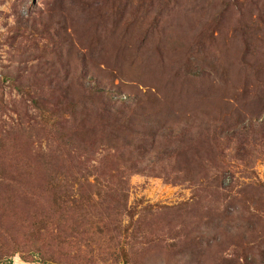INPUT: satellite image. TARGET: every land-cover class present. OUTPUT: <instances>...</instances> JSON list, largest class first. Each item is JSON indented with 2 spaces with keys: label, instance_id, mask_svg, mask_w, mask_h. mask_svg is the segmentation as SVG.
Returning a JSON list of instances; mask_svg holds the SVG:
<instances>
[{
  "label": "rangeland",
  "instance_id": "rangeland-1",
  "mask_svg": "<svg viewBox=\"0 0 264 264\" xmlns=\"http://www.w3.org/2000/svg\"><path fill=\"white\" fill-rule=\"evenodd\" d=\"M0 264H264V0H0Z\"/></svg>",
  "mask_w": 264,
  "mask_h": 264
}]
</instances>
